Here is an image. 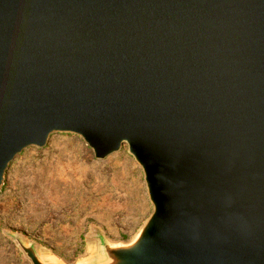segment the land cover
Here are the masks:
<instances>
[{
	"label": "water",
	"instance_id": "obj_1",
	"mask_svg": "<svg viewBox=\"0 0 264 264\" xmlns=\"http://www.w3.org/2000/svg\"><path fill=\"white\" fill-rule=\"evenodd\" d=\"M126 144L152 212L69 263L264 264V0H0V189L52 133Z\"/></svg>",
	"mask_w": 264,
	"mask_h": 264
},
{
	"label": "rangeland",
	"instance_id": "obj_2",
	"mask_svg": "<svg viewBox=\"0 0 264 264\" xmlns=\"http://www.w3.org/2000/svg\"><path fill=\"white\" fill-rule=\"evenodd\" d=\"M152 212L143 171L124 144L96 159L73 133H52L9 164L0 189V264H31L4 233L21 234L72 263L86 255L93 227L129 240Z\"/></svg>",
	"mask_w": 264,
	"mask_h": 264
}]
</instances>
